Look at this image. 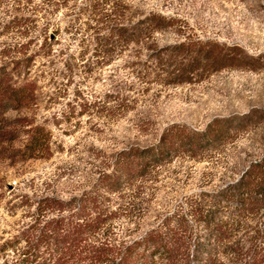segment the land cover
<instances>
[{
	"label": "rangeland",
	"instance_id": "obj_1",
	"mask_svg": "<svg viewBox=\"0 0 264 264\" xmlns=\"http://www.w3.org/2000/svg\"><path fill=\"white\" fill-rule=\"evenodd\" d=\"M150 11L183 25L153 32L156 49L211 39L238 45L250 68L168 83L147 44L122 48L113 29ZM0 75L32 88L28 103L0 111V264H19L23 242L6 241L32 221L36 201L79 195L122 149L155 143L167 124L202 129L235 117L242 126L217 148L180 154L111 193V243L142 236L188 197L209 199L264 154V0H0ZM34 125L47 132L46 157L23 153ZM221 215L231 233L220 258L239 264L264 243V211L229 206Z\"/></svg>",
	"mask_w": 264,
	"mask_h": 264
},
{
	"label": "trees",
	"instance_id": "obj_2",
	"mask_svg": "<svg viewBox=\"0 0 264 264\" xmlns=\"http://www.w3.org/2000/svg\"><path fill=\"white\" fill-rule=\"evenodd\" d=\"M122 8L127 9L126 5ZM126 21L113 26L122 48L130 43L147 44L152 50L150 57L156 56L168 83H189L222 69L251 66L238 45L211 39L201 41L188 36L162 48L153 47V32L183 29L176 18L150 11L136 20L127 16ZM31 98L29 84L4 83L0 75V111L19 108ZM241 126V120L235 117H214L202 129L179 122L167 124L155 143L122 149L113 167L101 171L79 195L66 199L41 197L36 201L32 221L6 244L23 242L17 248L19 264H151L155 256L165 264H224L219 248L230 237L231 226L221 214L229 206L243 213L264 211V154L249 162L236 180L219 188L209 199L205 192L188 197L156 226L128 243L109 242L103 230L113 218L109 209L111 193L180 154L217 148L232 139ZM23 153L36 158L50 154L42 126L30 127ZM249 253L239 264H264V243Z\"/></svg>",
	"mask_w": 264,
	"mask_h": 264
}]
</instances>
